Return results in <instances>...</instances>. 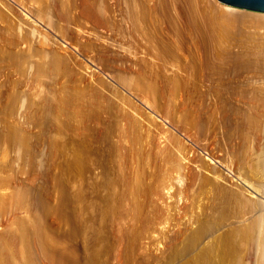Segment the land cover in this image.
I'll return each mask as SVG.
<instances>
[{"label":"bare ground","instance_id":"1","mask_svg":"<svg viewBox=\"0 0 264 264\" xmlns=\"http://www.w3.org/2000/svg\"><path fill=\"white\" fill-rule=\"evenodd\" d=\"M16 1L115 83L0 0V264H264V11Z\"/></svg>","mask_w":264,"mask_h":264},{"label":"rangeland","instance_id":"2","mask_svg":"<svg viewBox=\"0 0 264 264\" xmlns=\"http://www.w3.org/2000/svg\"><path fill=\"white\" fill-rule=\"evenodd\" d=\"M9 1V3H11L12 5H13V7H15L16 6V8L18 9H20V10H22L27 16H29V19H32V20H34V22H36V23H38L39 24V26H40V28H42L43 30H45V31H48V34L50 33V35L52 36H57V37H54V38H56V39H58V41L59 42H61V44H63V46L65 47V48H67V50L69 49V50H71V52H73L75 55H77L78 57H79V55L81 56L80 58L82 59V56H83V60H85V61H87L86 63L89 65V66H91V68L93 67H95L94 69H96V70H101V71H99V72H101V74L102 75H104V77L106 78V79H109V81H110V79H111V81L110 82H113V83H115V80H114V78L113 77H111L110 76V73L109 72H107V71H105V69H102L103 67H100L99 65H96L97 63H95L94 64V61H92V60H90L89 58H87V57H85V55H86V53L83 51V53H82V50L81 49H77V46H74V48L72 47L73 45H75L70 39H68V37L67 38H65L64 36V38L63 37H60L61 35H58V33H55L54 32V30H53V28H49V26H47L46 25V23H43L41 20L39 21V19L36 17V16H34L33 14H30V12L27 10V9H25L24 7H22L21 5H19L18 4V2L16 1V0H8ZM17 2V3H16ZM15 5V6H14ZM240 8V7H239ZM18 9V10H19ZM245 9V8H244ZM247 9V8H246ZM249 10V9H248ZM250 10H253V9H250ZM21 11V12H22ZM255 11H257V10H255ZM36 20V21H35ZM46 27V29H44ZM68 33V32H67ZM70 33V32H69ZM75 51H76V53H75ZM79 51H81L80 53H79ZM79 54V55H78ZM84 54V55H83ZM85 58V59H84ZM89 61V62H88ZM108 73V74H107ZM114 80V81H113ZM156 116L158 117V118H160L161 116L160 115H158V114H156ZM160 119H162V121L164 122V124L166 125V126H169V128L171 127V129H173L175 132H177V133H180V134H182L178 129H176V127H174L171 123H169L167 120H165L164 118H160ZM176 129V130H175ZM182 136H183V134H182ZM184 137L187 139V141L188 142H190L192 145H193V147H195V149H197L198 151L199 150H202V151H204L205 152V150H203V149H201L200 148V146H199V144H196L195 143V141H191L190 140V138L188 139V137H186L185 135H184ZM206 153V152H205Z\"/></svg>","mask_w":264,"mask_h":264},{"label":"water","instance_id":"3","mask_svg":"<svg viewBox=\"0 0 264 264\" xmlns=\"http://www.w3.org/2000/svg\"><path fill=\"white\" fill-rule=\"evenodd\" d=\"M231 5L264 11V0H219Z\"/></svg>","mask_w":264,"mask_h":264}]
</instances>
